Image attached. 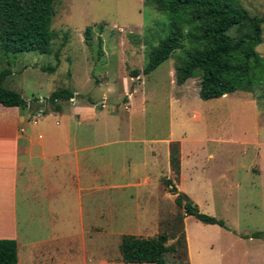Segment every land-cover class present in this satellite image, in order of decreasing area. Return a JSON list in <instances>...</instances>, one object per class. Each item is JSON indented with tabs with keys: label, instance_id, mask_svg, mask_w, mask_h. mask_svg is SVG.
<instances>
[{
	"label": "rangeland",
	"instance_id": "rangeland-1",
	"mask_svg": "<svg viewBox=\"0 0 264 264\" xmlns=\"http://www.w3.org/2000/svg\"><path fill=\"white\" fill-rule=\"evenodd\" d=\"M238 4L249 16L264 14V0ZM52 7L51 53L8 55V64L0 57V70L9 69L3 86L20 94L30 117L37 109L46 113L37 115L42 122L58 120L47 114L53 111L46 98L61 88L71 90L76 103L97 109L93 116L80 113L86 144H106L88 151L97 178L82 202L91 224L102 227L88 244L107 247L112 259L120 234H164V245L174 248L164 255L168 264H264V242L249 237L264 234L263 84L251 93L201 101L196 78L174 82L178 50L143 75L149 50L167 35L166 14L149 1L53 0ZM255 52L264 55V23ZM48 66L54 70H40ZM71 103H60L63 115ZM162 178L225 228L186 216ZM106 184L107 190L96 189ZM23 205L18 196L19 221Z\"/></svg>",
	"mask_w": 264,
	"mask_h": 264
},
{
	"label": "trees",
	"instance_id": "trees-1",
	"mask_svg": "<svg viewBox=\"0 0 264 264\" xmlns=\"http://www.w3.org/2000/svg\"><path fill=\"white\" fill-rule=\"evenodd\" d=\"M53 0H0V57L6 63L8 55L36 52L50 54L55 33L50 28L53 16ZM156 11L167 16V35L152 47L143 75L153 71L178 50L180 55L174 64V82L182 85L187 79L196 78L197 97L201 101L224 97L234 92L251 93L263 84L264 55L255 52L261 42V26L264 14L249 16L238 0H146ZM90 27H85L83 40H91ZM99 44V41H98ZM55 66L57 52L53 53ZM52 72L54 66L40 68ZM131 74H135L132 71ZM9 69L0 70V105L28 109V104L18 92L3 86ZM264 97V94H263ZM73 98L68 88L51 92L46 98L53 112L60 111V103ZM27 105V107H26ZM35 110V112H37ZM169 163L177 169L176 159L169 156ZM168 192L175 195L174 204L181 206L186 216L206 225L225 228L214 217L198 212L196 206L168 179L162 178ZM251 238H264L253 232ZM166 237L159 234L152 238L122 235L118 243L119 261L124 264H168L164 255L174 248L165 246ZM0 264H16L14 241L0 240Z\"/></svg>",
	"mask_w": 264,
	"mask_h": 264
},
{
	"label": "crops",
	"instance_id": "crops-1",
	"mask_svg": "<svg viewBox=\"0 0 264 264\" xmlns=\"http://www.w3.org/2000/svg\"><path fill=\"white\" fill-rule=\"evenodd\" d=\"M71 100L67 115L61 105L59 112L47 113L59 116L52 125L36 119L46 115L39 110L30 117L27 109L0 105V240L15 242L16 264H124L119 254L110 259L107 247L98 250L87 242L102 231L91 224L82 202L97 178L96 159L88 151L106 144H86L80 113L93 116L97 109ZM96 189L107 190L108 184Z\"/></svg>",
	"mask_w": 264,
	"mask_h": 264
}]
</instances>
